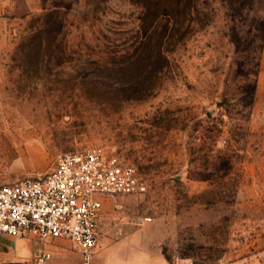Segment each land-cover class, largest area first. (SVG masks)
<instances>
[{
    "label": "rangeland",
    "instance_id": "374dc122",
    "mask_svg": "<svg viewBox=\"0 0 264 264\" xmlns=\"http://www.w3.org/2000/svg\"><path fill=\"white\" fill-rule=\"evenodd\" d=\"M143 5L0 0V186L103 148L148 189L105 198L98 249L146 264H259L264 0H201L150 95L132 100Z\"/></svg>",
    "mask_w": 264,
    "mask_h": 264
},
{
    "label": "built area",
    "instance_id": "2783aa9c",
    "mask_svg": "<svg viewBox=\"0 0 264 264\" xmlns=\"http://www.w3.org/2000/svg\"><path fill=\"white\" fill-rule=\"evenodd\" d=\"M147 189L136 168L103 148L66 153L49 174L0 186V235L34 239L35 264L51 258L47 248L54 239L70 241L82 264H92L105 198Z\"/></svg>",
    "mask_w": 264,
    "mask_h": 264
},
{
    "label": "trees",
    "instance_id": "16d2710c",
    "mask_svg": "<svg viewBox=\"0 0 264 264\" xmlns=\"http://www.w3.org/2000/svg\"><path fill=\"white\" fill-rule=\"evenodd\" d=\"M143 14L141 20L143 33L140 50L134 63L137 71L145 73L127 85L132 100L144 99L150 95L153 88L152 73L163 71L169 65V55L165 45L180 32L186 21L198 11L201 0H142ZM166 20L158 35H154L160 20ZM180 27V28H179ZM181 37L187 36L184 32ZM254 92H252L253 98Z\"/></svg>",
    "mask_w": 264,
    "mask_h": 264
},
{
    "label": "crops",
    "instance_id": "0c3cea01",
    "mask_svg": "<svg viewBox=\"0 0 264 264\" xmlns=\"http://www.w3.org/2000/svg\"><path fill=\"white\" fill-rule=\"evenodd\" d=\"M65 239H54L48 245V252L51 254V258L45 262V264H82V259L70 241L71 249L66 247L68 244L63 241ZM10 241L11 245L4 246L3 242ZM99 247V246H98ZM96 249L92 264H146L144 260H129L125 259L123 254L119 257L118 253H115L118 247L112 249ZM38 248L34 239L31 238H10L0 235V259L2 262H8L11 264H29L34 261ZM117 254L113 260L109 258ZM119 257V258H118ZM113 258V257H112ZM259 264H264V253L261 254V261ZM159 264H167L166 262H159Z\"/></svg>",
    "mask_w": 264,
    "mask_h": 264
}]
</instances>
